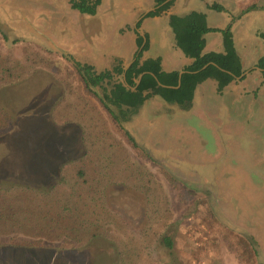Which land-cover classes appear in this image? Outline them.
Here are the masks:
<instances>
[{
  "label": "rangeland",
  "instance_id": "obj_1",
  "mask_svg": "<svg viewBox=\"0 0 264 264\" xmlns=\"http://www.w3.org/2000/svg\"><path fill=\"white\" fill-rule=\"evenodd\" d=\"M216 10L209 21L229 27L251 66L264 53V0L244 9L228 0L226 10ZM6 23L0 19V264L264 262V97L257 76L240 83L244 96L226 117H213L216 126L195 109L162 117L151 134V124L136 131L132 115L122 127L135 149L68 57L33 35L14 36ZM144 112L155 116L150 107ZM221 127L242 146L229 170L238 178L233 194L214 181ZM160 142L172 145L168 155L149 152Z\"/></svg>",
  "mask_w": 264,
  "mask_h": 264
},
{
  "label": "crops",
  "instance_id": "obj_2",
  "mask_svg": "<svg viewBox=\"0 0 264 264\" xmlns=\"http://www.w3.org/2000/svg\"><path fill=\"white\" fill-rule=\"evenodd\" d=\"M47 1V9H44L40 4L45 3L44 0H0V19L6 20L7 28L14 36L26 38L33 35L35 38L31 39L40 41L42 45L52 44L63 57H71L80 63L89 64L96 71L110 69L117 61L125 68L130 61H133L141 51L139 50L140 46L137 48L135 41L136 32H138L142 36L146 35L148 40L147 48L142 51L141 60L159 57L163 70H178L180 72L184 66L192 62V58L187 57L176 46L173 31L169 26V15H182L190 11L203 12L208 27L223 29L209 21V14L218 13V10L211 6L212 4L220 5L226 10L228 0H213V2H210L211 0H173L167 9L150 16L145 14L142 16V14L152 11L151 8L155 7L154 0H100L93 14L82 13L72 8L69 0ZM58 1H61L62 4L59 5ZM229 1L236 8L244 9L252 5L257 6L259 0ZM137 23H139L138 27H136ZM16 31L18 34L15 33ZM143 39H145L144 36ZM204 40V52L223 51V38L220 31L206 32ZM232 40L236 50L234 37ZM236 52L239 53L237 50ZM238 56L244 74L235 77L221 91L217 90V81L214 78L204 79L195 87L187 108H181L172 102L163 103L157 99V97H161L156 94L149 96L132 116V119H135L138 124L135 130L139 132V127L151 124V127L148 126L146 129L151 134L155 133L159 131L162 117L168 119L171 115L195 109H199L201 115L207 120L210 119L216 126L213 117H226L232 109L236 108V103L241 101L240 98L246 92L240 83L248 79L249 76H257L261 80V92L264 97V80L261 70L255 65L260 56L251 66H245L240 54ZM123 73L122 77H124ZM250 102L254 103L255 101L250 100ZM147 107L152 108L155 116L144 112ZM149 116L152 117L150 123L146 119ZM123 124L128 125V123ZM221 126L225 125L222 123ZM222 127L220 136H216L218 142L215 155L218 161L221 160V164L214 181L216 185L220 184V187L226 188L225 185L231 186L238 182V178L235 180L233 177L234 171L230 176V171L233 169L231 161L234 160V153L238 150L241 151L242 146L237 142L234 133L222 131ZM228 128L226 126V129ZM155 138H158L157 134H153V139ZM153 146L155 150L167 155L169 154L168 150L172 147L167 142H160L158 146ZM257 185L255 184L253 187ZM229 193L233 194L232 189ZM250 197L255 196L250 195ZM254 199H251V202Z\"/></svg>",
  "mask_w": 264,
  "mask_h": 264
},
{
  "label": "trees",
  "instance_id": "obj_3",
  "mask_svg": "<svg viewBox=\"0 0 264 264\" xmlns=\"http://www.w3.org/2000/svg\"><path fill=\"white\" fill-rule=\"evenodd\" d=\"M99 2L100 0H69L72 8L89 14L95 13ZM172 2L173 0H154V5L157 7L145 15L159 14L167 9ZM211 6L216 9L222 8L217 4H212ZM138 25L139 23H137L136 27ZM169 26L173 31L176 46L187 57L192 58V62L183 68L185 71L181 74L178 87H174L178 81V70H163L159 57L141 60L142 51L147 48L148 40L146 35H143L145 42L142 45L143 36L138 32H136V46L138 48L142 45V49L125 70L124 66L117 61L110 69L96 71L93 66L80 63L68 57L87 90L97 97L111 120L122 129L129 144L135 149H139L137 142L122 126L124 122L128 121L137 112L138 108L149 96L156 94L167 102L176 103L181 108H187L199 82L209 77L214 78L217 81V90L221 91L224 86L243 72L229 27L222 29L223 51L204 52V34L213 30V28L207 26L203 12L190 11L182 15L170 14ZM208 62L214 64H208L204 69L193 72ZM255 65L261 68V76L264 80V54L257 59ZM123 71L124 77H122ZM143 71L146 73L142 75L138 85L132 89L135 86L138 75ZM151 73L161 84L167 87L158 85ZM96 87L100 89V92L94 90ZM247 238L256 251L255 241L250 237ZM162 242L165 247L169 249L172 247L170 236L164 235ZM258 264H264V262H258Z\"/></svg>",
  "mask_w": 264,
  "mask_h": 264
},
{
  "label": "water",
  "instance_id": "obj_4",
  "mask_svg": "<svg viewBox=\"0 0 264 264\" xmlns=\"http://www.w3.org/2000/svg\"><path fill=\"white\" fill-rule=\"evenodd\" d=\"M156 7H157V6L151 8V10L155 9ZM147 12H148V11H146L145 13H143L142 16H143L144 14H146ZM144 41H145V39H143V43H142V45L144 44ZM142 45L139 47V50H141ZM131 62H132V61H130V62L128 63V65L124 68V70H125L130 64H131ZM208 64H214V63H212V62H208V63L204 64L202 67H200L199 69H197V70H195V71H193V72H198L199 70L204 69ZM258 69L261 70V68H258ZM221 70H224V69H221ZM184 71H185V70H182V71L179 72V74H178L177 85H175L174 87H178V86L180 85V77H181V74H182ZM145 73H146V72L143 71V72H141V73L138 75V77H137V79H136V82H135V86L132 87L133 89L138 85V83L140 82V79H141L142 75L145 74ZM151 74H152V73H151ZM243 74H244V73H242L240 76H242ZM152 75H153V74H152ZM123 76H124V73H123ZM153 76H154V75H153ZM240 76H239V77H240ZM154 77H155V76H154ZM155 79H156V77H155ZM156 81H157L158 85H161V86L167 87L166 85L161 84L157 79H156ZM134 139H135V138H134ZM136 139L139 140V138H137V136H136ZM135 141H136V140H135ZM140 143H141V142H140ZM143 145H144V144H143ZM148 150H149V152L152 153V154H161L159 151L154 150V149H151V148H148Z\"/></svg>",
  "mask_w": 264,
  "mask_h": 264
}]
</instances>
